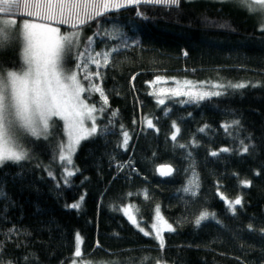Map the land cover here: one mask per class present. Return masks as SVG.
<instances>
[{"label":"trees","instance_id":"16d2710c","mask_svg":"<svg viewBox=\"0 0 264 264\" xmlns=\"http://www.w3.org/2000/svg\"><path fill=\"white\" fill-rule=\"evenodd\" d=\"M17 16L18 22L32 18L17 13L0 19ZM262 20L258 12L250 15L232 3L180 0L178 7L141 3L112 10L83 26V37L95 36L93 54L119 48L100 70L102 81H94L108 97L104 111L95 113L96 123L108 131L81 142L67 185L59 160L64 140L59 118L49 139L26 141L28 160L0 168V188L6 193L0 199V264H68L76 233L84 257L98 256L102 264H128L129 258L140 264L143 257H150L147 264H264ZM111 24L121 26L122 33L109 35ZM76 62L70 57L66 64L75 68ZM20 64L19 43L0 51L3 68ZM89 71L95 66L90 64ZM84 75L79 73L81 79ZM158 76L164 80L157 81ZM238 83L248 86H229ZM161 89L222 95L196 102L169 91L160 94ZM86 101L103 106L98 93L87 94ZM148 119L155 127H147ZM233 121L239 125L226 132L222 125ZM173 122L179 129L176 140ZM121 125L129 133L127 147ZM161 164L171 165L172 175L161 177ZM193 170L199 177L195 197L182 191ZM81 196L79 209L67 207ZM238 196L242 205L233 215L222 197ZM128 205L138 206L140 226L149 231L159 206L175 229L163 233V250L153 235L145 236L129 222L121 210ZM205 209L216 219L198 227L194 220Z\"/></svg>","mask_w":264,"mask_h":264},{"label":"snow or ice","instance_id":"6c2138e0","mask_svg":"<svg viewBox=\"0 0 264 264\" xmlns=\"http://www.w3.org/2000/svg\"><path fill=\"white\" fill-rule=\"evenodd\" d=\"M219 2L235 4L248 11L250 15L260 12L264 17V0H219ZM141 3L178 7L180 0H0V16H14L19 13L41 21L38 23L33 19H23L22 25H19V16L17 19L11 20L0 19V51L19 43L21 60L19 68L5 69L0 66V168H3L7 163L20 164L28 160L31 150L27 147L26 141L49 139L55 128V118H59L64 123L65 137L58 145L59 160L65 164L64 184H69L68 178L75 175V171L70 170L68 166H72L73 155L81 142L108 131L107 127L100 128L96 123L95 113L104 111L108 97L103 87L94 81L97 79L102 81L100 70L106 69L112 63V56L119 52V48L114 47L93 54L92 45L95 42V36L83 37L82 27L109 11H120L128 6ZM137 15H141V13L138 11ZM54 24L70 25L73 30L62 32L61 28ZM260 27L264 30V20ZM70 57L77 61L76 70L66 68V62ZM100 57H102V61ZM90 64L95 66V71H89ZM80 72L85 73L82 79L79 76ZM156 80L160 81L161 77H156ZM84 81L87 82V86ZM190 83L185 81V84ZM229 86L239 89L248 85L238 83ZM165 91L171 92L174 96H187L196 102L210 96L222 95L219 91L188 90L182 92L178 89H161L160 94ZM89 93H98L103 101V106L97 108L96 105L88 104L86 98ZM158 102L164 104L163 99ZM116 116L117 112L113 111L112 117ZM88 121H91L90 127L86 126ZM111 122L110 120L109 123ZM235 125H239V121H233L230 124L222 125V127L227 132ZM147 127H155L151 119L147 120ZM173 128L176 131L171 138L176 140L179 129L175 122H173ZM205 128H201L199 131L204 132ZM121 129L122 146L127 147L129 133L123 131V125H121ZM180 147L183 148L185 145H180ZM220 151L227 152L230 149L222 148ZM242 151L248 152L249 146L243 144ZM211 155L216 156L219 153L213 151ZM173 171L171 165L165 164L157 167V172L161 176H170ZM49 175L52 176V172H49ZM241 184L248 186L250 182L241 181ZM198 189L199 177L193 170L192 177L182 191L195 197L198 194ZM5 196L3 188H0V199ZM145 198L147 199L146 192ZM222 199H225L233 215L236 214V207L242 205V199L239 196L234 200L224 197ZM83 200L84 196H81L79 201L67 207L79 209ZM121 210L129 222L145 236L153 235L158 241L160 249L163 250L165 246L163 233L165 231L172 232L175 229L160 215L158 205L155 209L156 219H159L166 227H160L153 223L150 231L140 226L144 221L138 219V206L128 205L122 207ZM215 219L216 213L205 209L195 218L194 223L199 227L202 222ZM217 223L220 221L217 220ZM253 230L249 226V231ZM261 234L264 235V231ZM97 247H99L98 244ZM84 255L82 237L76 233L73 264H77V260L83 259ZM149 259L150 257H143L140 264H147ZM89 264H94V262H89ZM106 264H121V262L108 261ZM128 264H133L132 258H129Z\"/></svg>","mask_w":264,"mask_h":264},{"label":"rangeland","instance_id":"374dc122","mask_svg":"<svg viewBox=\"0 0 264 264\" xmlns=\"http://www.w3.org/2000/svg\"><path fill=\"white\" fill-rule=\"evenodd\" d=\"M258 14L261 16V18L264 20V17H262V15H261V13L260 12H258ZM26 19H33V20H35V22H41L40 20H38V19H35L34 17H32V18H26ZM22 23H23V20H21L20 22H18V24L19 25H22ZM54 26H57V27H60L59 25H56V24H54ZM61 28V27H60ZM61 31L62 32H67L68 30H62L61 29ZM107 31H109V33L112 35V36H118V35H120L121 33H122V27L121 26H119V25H115V24H111L109 27H108V29H107ZM66 68H68V69H71V70H76L74 67H72V66H70V65H68V64H66ZM161 77V76H160ZM162 80H164V78L163 77H161V80L160 81H162ZM87 102V101H86ZM88 103V102H87ZM88 104H90V103H88ZM91 105V104H90ZM61 122H62V126H63V128H64V123H63V121L61 120ZM90 125H91V121H88V122H86V126H88V127H90ZM64 139H65V137H64ZM73 159V158H72ZM69 167V169H71V166H68ZM161 215V214H160ZM162 216V215H161ZM163 217V216H162ZM165 220V219H164ZM153 223H156L158 226H160V227H166V225H163V223L159 220V219H156V212H155V215H154V219H153V222H152V224ZM151 224V225H152ZM89 262H94V264H102V262L100 261V258L98 257V256H90V257H83V259H78L77 260V264H89ZM68 264H73V259H71L70 260V262L68 263Z\"/></svg>","mask_w":264,"mask_h":264},{"label":"water","instance_id":"95a60500","mask_svg":"<svg viewBox=\"0 0 264 264\" xmlns=\"http://www.w3.org/2000/svg\"><path fill=\"white\" fill-rule=\"evenodd\" d=\"M161 165H165V164H161ZM168 165V164H167ZM158 166H160V165H158ZM157 166V167H158ZM172 167V166H171ZM173 168V167H172ZM158 173V172H157ZM159 174V173H158ZM160 175V174H159ZM161 176V175H160ZM161 177H168V176H161Z\"/></svg>","mask_w":264,"mask_h":264}]
</instances>
